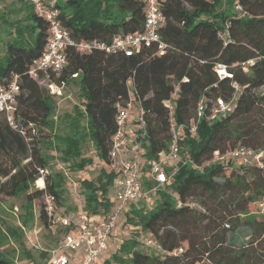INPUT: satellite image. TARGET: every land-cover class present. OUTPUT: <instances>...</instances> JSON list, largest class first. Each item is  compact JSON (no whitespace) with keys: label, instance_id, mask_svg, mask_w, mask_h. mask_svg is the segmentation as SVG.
Masks as SVG:
<instances>
[{"label":"trees","instance_id":"16d2710c","mask_svg":"<svg viewBox=\"0 0 264 264\" xmlns=\"http://www.w3.org/2000/svg\"><path fill=\"white\" fill-rule=\"evenodd\" d=\"M21 1L22 18L9 21L0 15V23L6 26L0 35V83L18 78L16 119L30 141L0 115V205L23 196L20 228L0 224V264H9L2 250L5 239H20L22 230L34 221L35 201L53 196L55 214L63 215L66 176L48 172L51 157L45 154L47 150L59 152L69 171H83L93 163L81 151L89 141L104 166L95 179L80 181L82 214L88 222L97 223L92 219L103 220L110 213L115 174L107 166L108 151L116 130L115 105L127 101L129 80L145 110L147 135L140 158L144 190L154 186L147 162L165 152L171 139L163 102L171 97L175 85L172 118L181 127L179 161L163 167L169 176L163 186L132 202L122 213L119 224L125 232L110 236L108 248L114 246L113 252L101 264H264V168L225 162L198 170L191 165L208 161L215 151L224 153L238 146L264 152V0H164L160 8L165 23L159 33L171 49L162 55L152 48L132 57L68 49L66 67L51 79L55 85L75 83L78 88L79 104L73 115H65L70 128L65 135L52 133L54 98L28 74L44 52L48 27L29 0ZM43 2H53L62 26L75 42L109 43L116 35L141 31L144 24L143 0ZM236 6L241 10L236 11ZM248 61L253 64L243 71L242 64ZM217 65L225 66L231 77L219 78ZM233 95L236 101L231 113L214 120L203 116L190 133L200 99L208 111L211 102L229 101ZM41 169L47 174L44 187L37 188ZM177 202L182 206L177 207ZM37 217L49 228L43 204ZM243 228L248 241L237 242L235 233ZM63 231L70 233L72 227H63ZM145 236L161 245L163 259L156 255L160 251L144 246ZM179 247L183 248L181 255L169 254ZM45 256L42 252L41 257Z\"/></svg>","mask_w":264,"mask_h":264},{"label":"built area","instance_id":"2783aa9c","mask_svg":"<svg viewBox=\"0 0 264 264\" xmlns=\"http://www.w3.org/2000/svg\"><path fill=\"white\" fill-rule=\"evenodd\" d=\"M33 5L36 14L47 24L48 36L42 56L33 62L28 74L38 80L45 79L47 87L52 93L60 94V86L51 81L58 78L67 65V50L74 49L79 54H89L99 51L106 55L124 54L132 57L144 49H155L159 55L164 54L171 46L164 43L159 33L160 27L165 23V16L160 5L164 0H143L145 4L144 24L141 31L135 33L120 34L113 37L111 42L104 43L97 40L75 42L70 32L65 29L59 19V10L54 7L53 2L44 3L43 0H29ZM240 11L239 6L235 7ZM253 61L242 64L243 71H247V66H251ZM219 78L231 77L227 73L225 66L217 65L215 68ZM76 75H74L75 77ZM235 89L238 88L235 86ZM178 86H174L171 97L163 102V106L168 110L170 134L167 150L158 155L154 160L147 162L148 177L154 183L153 188L144 190L141 176L142 167L140 158L142 155V142L147 135L145 110L141 101L137 98L134 89V98L131 90L128 89V99L124 104L115 105L116 130L113 134L108 151V168L115 174L113 199L114 206L110 213L97 223H90L84 214H80L76 220H69L55 214V199L53 196L44 195L42 204L48 217L49 228L63 226L72 227V231L64 235L61 244L48 252L49 264H94L99 256L107 250L110 236L115 233L125 231L119 224V218L127 209L129 202H138L146 195L155 192L163 186L169 176L163 170L166 165H172L179 161V145L181 127L173 123V106ZM20 93L18 78L15 76L6 84L0 83V115L7 125L25 141H30L25 129L17 122V97ZM236 96L229 101L216 99L211 102L207 111V104L200 99L196 105L195 113L189 127L190 133H194L198 122L205 116L208 120L228 115L233 111ZM135 113L134 122L129 123L130 116ZM231 162L232 166L247 165L264 168V152L254 150L244 146H238L233 150L220 153L215 151L212 157L201 165L191 163L195 169H202L212 163ZM47 170H39V179L44 187V177ZM188 205L198 207L194 203ZM182 203L177 202V207ZM228 227V225H225ZM142 243L146 247L164 254L161 245L150 236H145ZM183 253V248H175L169 254L179 256ZM163 259V255L161 256Z\"/></svg>","mask_w":264,"mask_h":264},{"label":"rangeland","instance_id":"374dc122","mask_svg":"<svg viewBox=\"0 0 264 264\" xmlns=\"http://www.w3.org/2000/svg\"><path fill=\"white\" fill-rule=\"evenodd\" d=\"M25 11L23 10L21 0H0V15L6 20L19 19L24 16ZM6 26L0 23V35L2 29ZM3 36V35H2ZM40 87L44 89L49 95L53 96L54 102L56 104L55 116L53 121L55 124L54 131L52 133L56 135H65L70 133V128L68 126L69 120H66V114H74V106L79 104L78 101V88L75 83H70L69 85H60V94L52 93V91L47 87V81L45 79L37 80ZM128 89L131 90V96L134 98V86L132 80H129ZM264 90V88L262 89ZM135 113L133 112L130 116L129 123H133L135 118ZM2 117L0 116V119ZM46 133H48L46 131ZM82 155L85 158H90L93 163L87 165L83 171L73 172L68 170V166L60 161V153L54 150H47L45 154L51 159L49 160L48 172H62L66 176L64 182L65 193L63 195V204L61 210L63 211V218L69 220H76L77 217L82 214V209L84 206V198L80 188V181L85 179H95L98 176L100 170L104 166V162L96 158L95 150L89 141H85L82 144ZM35 187H42L39 181L35 184ZM109 197L113 200V194L110 193ZM151 201V200H149ZM23 203V196L18 198H10L0 205V224L4 222L7 226L11 228H20V215L22 210L20 209ZM42 204V199L37 200L34 203V213L35 219L32 224L22 230V235L20 239L9 237L5 239L2 246V250L5 252L9 264H49L48 257H41V253L48 252L52 249L57 248L64 237L63 226L54 227L53 229L45 228L41 225L37 212ZM132 202L127 204V208L131 206ZM263 207V206H262ZM263 210V208H262ZM100 217L92 219L93 222L100 221ZM236 234V235H235ZM234 235L238 237L237 242L248 241L249 234L246 230L240 229ZM126 236H128L126 234ZM21 241V242H20ZM113 245H116L117 240H112ZM114 246L103 252L98 260L94 264H101L105 260L110 252H113ZM25 252V253H24ZM157 256H162V253L156 254Z\"/></svg>","mask_w":264,"mask_h":264},{"label":"crops","instance_id":"0c3cea01","mask_svg":"<svg viewBox=\"0 0 264 264\" xmlns=\"http://www.w3.org/2000/svg\"><path fill=\"white\" fill-rule=\"evenodd\" d=\"M39 181H42V180H39ZM42 184H43V181H42Z\"/></svg>","mask_w":264,"mask_h":264}]
</instances>
